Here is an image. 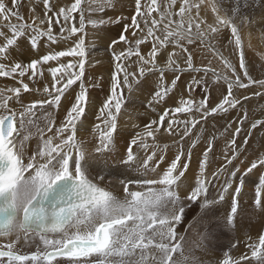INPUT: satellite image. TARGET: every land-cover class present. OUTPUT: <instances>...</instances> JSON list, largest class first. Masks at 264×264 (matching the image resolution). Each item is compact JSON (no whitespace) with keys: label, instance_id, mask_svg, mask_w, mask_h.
<instances>
[{"label":"snow or ice","instance_id":"6c2138e0","mask_svg":"<svg viewBox=\"0 0 264 264\" xmlns=\"http://www.w3.org/2000/svg\"><path fill=\"white\" fill-rule=\"evenodd\" d=\"M131 5L129 16H107L116 0H0V264H204L223 230L236 229L246 180L264 214V143L249 151L264 109L246 107L264 100V78L251 75L241 37L250 13L264 23V0ZM109 25L120 27L108 45L109 94L93 113L86 37ZM145 90L155 118L129 131L122 108ZM210 155L222 157L212 173ZM194 158L199 174L185 184ZM110 177L122 196L104 186ZM226 197L225 219L202 225ZM246 247L250 256L224 252L220 264H264V234Z\"/></svg>","mask_w":264,"mask_h":264},{"label":"rangeland","instance_id":"374dc122","mask_svg":"<svg viewBox=\"0 0 264 264\" xmlns=\"http://www.w3.org/2000/svg\"><path fill=\"white\" fill-rule=\"evenodd\" d=\"M53 2H56V0H53ZM161 2H166V0H161ZM116 3H117V10L115 12L109 10L107 12V16H114L118 13L124 16H129L131 14V7H132L131 0H128L126 4L119 3V0H116ZM260 15L261 14L259 12L250 13L249 18L253 22L248 24L247 26H242L241 28V37L244 43L246 60L251 65V69H250L251 75L256 78L257 77L264 78V23L260 22ZM97 30L100 31L101 37L104 36V34H106L104 36L105 38L102 37V40H104L103 41L104 45L103 44L99 45V50H100L99 52H100V55H102L101 64L102 66H104L103 68H105L103 69V73H111L113 63H112V59L110 58L111 49L108 47V45L110 43V39L116 37V35L118 34V32L120 31V27L118 25H109L106 27L99 28ZM245 33L246 34L248 33V34L246 35ZM105 40L108 43H106ZM25 59L29 61L31 57L25 54ZM0 80H5V78L0 77ZM215 95L216 93L213 90L212 96L214 97ZM257 99L258 98H254L250 102L254 100L255 102L253 101L254 102L253 104H255V106L257 104L256 108L258 109L249 108L248 104L246 105V107H248L249 109H253L250 112L251 115L258 114L259 111L262 109L260 108L261 104H264V100L258 99L257 101ZM61 114L63 113L61 112ZM149 116H152V118H155V116H153L150 112L147 114V119ZM217 135H219V132L217 133ZM261 136H262L261 133L254 134L249 144L252 142L253 147H258L259 143L260 144L264 143V141L261 140ZM173 151H175V149H173ZM262 153L263 151L260 152V154ZM195 174L198 175L199 173H195ZM222 176L223 175H221L220 177L222 178ZM226 176L223 178H226ZM220 177L218 178V180L220 179ZM216 181L217 180L212 181L211 190L209 189L210 196L213 198L217 196V193L219 192L220 186H221V183L218 186V183ZM257 182H258V179H257ZM246 187H247V180H246ZM253 191H254V188L252 189V191H249L247 189L248 196H244L245 190L244 189L242 190L241 197H240V205H241L242 211L240 212V215L238 217L236 229L232 230L229 228H225L223 230L218 241H214V244L216 246L213 249V251H211L209 254L202 257V259L204 260V264L206 263L220 264V261L223 259L224 252H227L228 254L232 255L234 258H238L241 255L250 256V249H248L246 245L248 243H253V242L258 241L259 235L264 234V232H262V229H264V214H262L260 210L254 206V200L252 198L254 196L252 194ZM181 196L183 198L184 194H181ZM229 199L230 198L228 197L226 198L224 202H219L218 204L213 206L212 210L208 213V215L205 217V220L202 222V225L208 222L209 217L212 220L223 221L225 217L227 216V214L230 212V207L228 203ZM192 208L194 209L195 205H192ZM191 215H192V212H189V217H191ZM178 231H180V229H178ZM233 242H238L235 248L230 247L233 244ZM253 264H255V261H253Z\"/></svg>","mask_w":264,"mask_h":264},{"label":"bare ground","instance_id":"6f19581e","mask_svg":"<svg viewBox=\"0 0 264 264\" xmlns=\"http://www.w3.org/2000/svg\"><path fill=\"white\" fill-rule=\"evenodd\" d=\"M63 2L65 4H67L68 0H63ZM27 3H28V0H23V4L24 5H27ZM36 7H37V12L40 15H42V12H40V7L41 6L40 5H36ZM21 11L25 15V19L26 20L29 19L30 13H29L28 7L27 6H23L21 8ZM100 30H102V29H100ZM105 31H106V29H105ZM105 35L106 34H104V36ZM104 36H102V37H104ZM102 37H101L100 31H98L97 29H95V30L89 29L88 30V35L86 37V48L89 51V56H88L89 63L86 64V66H85V74H86V77H88L89 81L90 82H94L95 85H96V87H93V88L90 89V95L95 100V104L93 105V109H92L93 113H96L98 111L99 107L102 106V102L104 101L105 97L109 94V87H110V85H109L110 73H103V69H105V68H103L104 66H102V64H101L102 63L101 62L102 61L101 60V56L102 55H100V52H99L100 51L99 50V45L103 44V41H104V40H102ZM105 42H106V40H105ZM106 43H108V42H106ZM26 55H28V54H26ZM28 56H30V55H28ZM30 57H31V59L35 58L33 56H30ZM20 60L23 61V62H27V60L25 59V55H22L20 57ZM108 63H109V61H108ZM3 81H5V80H0V82H3ZM148 94H149L148 91L145 90V91H142V92H136L131 97V102L126 104L125 107L122 108L121 116L119 118V124L127 123L130 126L129 127V131H131V127L132 126H135V125H140L141 127L143 126V123L146 122V120H147V114L149 113V112H147L145 110V105H146V99L145 98L148 96ZM253 101L250 102V104H248V107L249 108H253V109H258V108H256L257 104L255 106V104H253L255 101L254 102ZM257 101H258V99H257ZM70 103H71V99H69L68 101H62V105H63L62 108H61V112L62 113L64 112L65 108L70 106ZM260 108L264 109V104H261ZM253 109H250V110L252 111ZM86 115L88 117V119L86 121V126H87L88 132H89V135H88L87 139L91 140L92 139L91 128H92V126L94 124V116L91 113H86ZM221 123H224V121H221ZM119 124H118V130H117V148H116V151L117 152H123L124 148H125V143H126L127 138H128V134H127V132L120 133ZM217 128H219V126H217ZM261 135L264 136V134H262V133H261ZM90 146L91 145H89V147ZM260 147H261L260 143H259L258 147H253L252 142H251L249 144V151L251 152L252 149H260ZM261 155H264V151H263V153ZM217 157H216L215 160H213L212 156L210 155V157H209V167L207 169L208 173L214 172L216 170V168L218 167V163L217 162L219 160H222V157H220L219 155ZM251 158H252V156L249 155L248 159H251ZM246 166H247V162H245V165H242V167H246ZM101 167H102V165H101ZM105 171H106V169H105ZM194 173H198V170L196 169L195 158L193 160L191 171L186 174L188 178L185 181V184H188V183L192 182V178H193V174ZM225 176H226V173L223 174L222 178L220 177V179L216 181L218 183V186H219L220 183L222 185V183L224 182V179H225L223 177H225ZM110 179H113V183H111V184H107L106 183L104 186L109 188L110 190H112L115 195L122 196L123 193H122V190H121V186L118 183V179L119 178H111L110 177ZM247 189L248 188L245 187L244 196H248L247 195ZM210 190H211V186H210ZM181 194H184V192L182 191ZM252 194L254 195V191H253ZM226 198H228V197H226ZM206 264H208V263H206Z\"/></svg>","mask_w":264,"mask_h":264}]
</instances>
